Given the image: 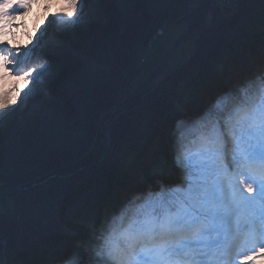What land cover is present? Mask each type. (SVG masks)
Wrapping results in <instances>:
<instances>
[{
    "label": "snow or ice",
    "instance_id": "snow-or-ice-1",
    "mask_svg": "<svg viewBox=\"0 0 264 264\" xmlns=\"http://www.w3.org/2000/svg\"><path fill=\"white\" fill-rule=\"evenodd\" d=\"M97 4L0 0V130L38 127L54 146L75 135L78 97L64 85L90 73ZM93 147L112 150L111 121L97 122ZM49 210L74 217L61 239L37 255L21 232L0 264H264V57L182 90L118 179Z\"/></svg>",
    "mask_w": 264,
    "mask_h": 264
},
{
    "label": "trees",
    "instance_id": "trees-1",
    "mask_svg": "<svg viewBox=\"0 0 264 264\" xmlns=\"http://www.w3.org/2000/svg\"><path fill=\"white\" fill-rule=\"evenodd\" d=\"M129 1L131 5H135L133 0ZM191 2L192 0H154L152 4L151 0H139L142 5L141 9L146 12V21L137 28L130 29L120 38L117 33L114 37L98 44V50L93 51L91 58L105 63L114 71L120 68L128 71L126 79H118L112 72L103 74L105 76L104 86L100 89L103 96L101 100L104 103L102 109L116 101L114 96L117 95L122 85L127 88L130 84L134 77L136 54L140 46L145 44L157 28L171 21L182 19L181 13L189 7ZM224 2L225 0H220L217 11L206 26L208 32H212L211 35L214 36L212 43L189 65L170 72L157 99L153 97L156 88L148 95L152 97L144 99V105L150 108V115L146 122L148 128L153 130L158 127L161 115L175 109L180 92L187 89L195 90L200 86L203 78L215 71L220 64H230L239 70H246L255 67L262 58L264 48L262 49L249 39L254 32L264 30V22H262L264 3H261V0H231L229 11H227L224 9ZM96 6L100 8V14L105 20L110 6L100 0ZM179 15L181 16L178 17ZM196 15L197 13L189 20L194 22ZM190 24L192 22L189 21L188 27ZM140 91L141 89L127 100L126 111L120 113L113 123L115 141L107 158L89 167L83 166L76 169L77 165L87 164L101 153L95 148L94 153L85 154L80 161L70 166V169H65L66 173L69 172L65 177L51 176L34 187L9 190L0 194V201L5 200L6 202L4 206L0 205L2 209L0 259L4 258V243L7 242L9 248L12 249L21 232L30 233L37 246V255L44 244L54 239H61L58 224H71L74 222V217L64 215L63 211L59 216L53 214L49 210L53 197L57 204H66L85 192L95 193L102 190L105 185L112 183L117 176L121 175L126 167L129 153L139 151V137L146 134L142 133L138 127V105L132 107L134 100L139 99ZM96 121L97 118H93L91 132L93 136ZM34 129V126L31 129L17 126L11 130H14L12 133H15L13 135L17 139H26L29 131L33 132ZM14 180L19 179L15 177ZM73 185L76 187L70 191L69 188ZM5 229L10 233L6 234Z\"/></svg>",
    "mask_w": 264,
    "mask_h": 264
},
{
    "label": "rangeland",
    "instance_id": "rangeland-1",
    "mask_svg": "<svg viewBox=\"0 0 264 264\" xmlns=\"http://www.w3.org/2000/svg\"><path fill=\"white\" fill-rule=\"evenodd\" d=\"M100 1L107 6H110V11H107L108 16L105 17V20H103L104 22L96 29L97 35L95 39L99 42V44L107 41L111 37H114L117 33L118 38H120L125 33H128L130 29L137 28L146 21L147 15L146 12L141 9L142 5H140L139 0H133L135 5H131L129 0ZM120 2H122L123 5ZM151 2L154 4V0H151ZM230 2L231 0H225L224 2V9L227 11H229ZM198 3L199 0H192L189 7L181 13V15H183L182 19L174 20L167 23L165 26H161L162 29H165V32L164 34H160L158 45L150 55V62H148V65L150 63L149 68H144L139 61L140 52L142 51L144 44L140 46L138 53L136 54L137 57L134 77L127 88L122 85V87L118 89L117 95L114 96V100H117V103L123 96L131 93L130 97H132V95L139 90L138 89L134 92L136 87L143 84L152 71L161 63L174 40L196 22L199 16V9H197L192 15H190V12L194 6L198 5ZM219 3L220 0H208L202 20L193 31L195 36L193 37L189 34L178 42L171 52L165 66L148 83L147 86L141 88L139 99L134 100V104L132 106L138 105L139 107L138 127L140 129H145V138H150L152 129L148 128L149 126L146 124L150 115V108L148 105H144V99L152 97L148 95H150L152 90L155 88L153 97L157 99V97L160 96L170 72L189 65L207 46L212 43L214 36L211 35L212 32H208L209 30L206 29V26L210 20H212L213 14L217 11ZM195 13H197L196 18L194 17L196 20L193 22V20L189 19H191ZM189 21L192 22V24L188 27ZM249 40L258 44L263 49L264 43L262 42L264 41V30L254 32ZM262 57H264V53ZM89 63L91 64V68L87 77L78 79L70 74L64 85L70 94H74L78 97V104L74 108V126L76 128V133L70 139L64 141L59 146H54L44 137L38 127H34L35 129L33 132L29 131L26 139H17L13 135L15 133H12L14 130H9L7 132L0 130V158H10L11 160V163L7 168H0V186L4 184L8 185L7 188L3 189L0 187V194L9 190L21 189L16 188V186H25L52 173H58L59 176L65 177L69 173H66L64 171L65 169H70V166L76 164L78 159H80L79 157L83 154L92 153L96 150L93 147L95 137L93 139L91 134L93 130V118H97L96 125L98 121H106V116L109 113L107 110L114 108L112 105H109L108 107L102 109L104 103L101 100L103 96L100 89L104 86L103 82L105 76H103V74H111L112 72V74H115L118 79H126L128 71L124 68L114 71L105 63L94 58H90ZM111 111L112 110H110V112ZM31 127L33 126H29L30 129ZM114 141L115 139L113 133V145ZM109 154L110 152L105 156V158H107ZM142 154L143 152L141 155ZM102 155L103 154L100 153L97 156L101 157ZM82 167L83 166L81 165H77L76 169ZM15 177L19 180H14ZM118 178L119 176L116 177V179ZM74 185L69 188L70 191L76 187ZM4 204H6L5 200H1L0 205L4 206ZM1 210L2 209L0 207V214H2ZM5 233L9 234L10 231L6 230ZM2 240L4 239L2 238Z\"/></svg>",
    "mask_w": 264,
    "mask_h": 264
},
{
    "label": "water",
    "instance_id": "water-1",
    "mask_svg": "<svg viewBox=\"0 0 264 264\" xmlns=\"http://www.w3.org/2000/svg\"><path fill=\"white\" fill-rule=\"evenodd\" d=\"M207 4H208V0H199V3H198V5L197 6H194V8L191 10V12H190V15H192L197 9H199V16H198V19L196 20V22L193 24V25H191L182 35H180V36H178L175 40H174V42L172 43V45L170 46V48H169V50L167 51V53H166V55H165V57L163 58V60L161 61V63L152 71V73L148 76V78L144 81V83L143 84H140L138 87H136V89L134 90V92L135 91H137L138 89H141L142 87H144V86H147L148 85V83L161 71V69L165 66V64H166V62H167V60H168V58H169V56H170V54H171V52L173 51V49L175 48V46L178 44V42L180 41V40H182L185 36H187V35H191V36H195L194 34H193V31L196 29V27L200 24V22H201V20H202V17H203V15H204V12H205V9H206V6H207ZM159 28H161V27H159ZM164 32H165V29H163V34H164ZM146 42H147V40H146ZM145 42V43H146ZM156 49V48H155ZM171 50V51H170ZM150 60V59H149ZM150 67V66H149ZM133 93V92H132ZM130 96H131V93H129V94H127V95H125V96H123L122 98H121V100L117 103L116 101L113 103V104H111L112 105V107H114V109L111 111V112H109L108 114H107V116H106V121H111V123H112V128H113V123H114V121H115V119H116V117L120 114V113H122V112H124L127 108L125 107L126 106V103H127V100L130 98ZM132 107H134V106H132ZM93 136V135H92ZM94 136H95V134H94ZM94 136H93V139H94ZM84 155L85 154H83L81 157H79L80 159H78V161H80L81 160V158H83L84 157ZM105 156L106 155H102L101 157H99V156H96L91 162H89V163H87V164H84V165H81V166H89V165H91V164H96V163H98V162H100L101 160H103L104 158H105ZM58 164H60V163H58ZM80 166V165H79ZM51 176H59V174L57 173V174H55V173H52V174H49V175H46V176H44V177H42V178H40L39 180H37V181H34V182H32V183H30V184H27V185H25V186H16V188H21V189H26V188H30V187H32V186H35V185H37V184H39V183H41V182H43L46 178H48V177H51ZM2 189L3 188H7L8 187V185L7 184H4V185H2V186H0Z\"/></svg>",
    "mask_w": 264,
    "mask_h": 264
},
{
    "label": "built area",
    "instance_id": "built-area-1",
    "mask_svg": "<svg viewBox=\"0 0 264 264\" xmlns=\"http://www.w3.org/2000/svg\"><path fill=\"white\" fill-rule=\"evenodd\" d=\"M163 33L162 28H157L147 42L143 45V49L140 52L139 61L144 66V68H149L148 62L150 59V55L153 53L155 48L158 45L160 34Z\"/></svg>",
    "mask_w": 264,
    "mask_h": 264
},
{
    "label": "bare ground",
    "instance_id": "bare-ground-1",
    "mask_svg": "<svg viewBox=\"0 0 264 264\" xmlns=\"http://www.w3.org/2000/svg\"><path fill=\"white\" fill-rule=\"evenodd\" d=\"M149 62H150V60H149ZM149 65H150V63H149Z\"/></svg>",
    "mask_w": 264,
    "mask_h": 264
}]
</instances>
